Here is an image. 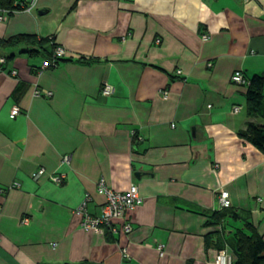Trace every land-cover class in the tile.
Masks as SVG:
<instances>
[{
    "label": "crops",
    "instance_id": "obj_1",
    "mask_svg": "<svg viewBox=\"0 0 264 264\" xmlns=\"http://www.w3.org/2000/svg\"><path fill=\"white\" fill-rule=\"evenodd\" d=\"M18 35L66 54L0 47V264H214L244 219L264 237V154L238 135L264 109L232 81L264 73V0H37L0 20ZM101 180L137 186L132 233L82 228ZM224 190L242 219L209 225Z\"/></svg>",
    "mask_w": 264,
    "mask_h": 264
},
{
    "label": "trees",
    "instance_id": "obj_2",
    "mask_svg": "<svg viewBox=\"0 0 264 264\" xmlns=\"http://www.w3.org/2000/svg\"><path fill=\"white\" fill-rule=\"evenodd\" d=\"M26 0H0V12L5 17H11L13 14L26 11L28 5ZM2 48H21V53L33 55L45 50L50 55H54L57 45L48 38H37L30 35H18L8 40L0 39ZM12 57V56H11ZM63 59H60L62 61ZM59 64V63H58ZM264 109V73L254 76L249 81L247 92V112L250 116H256ZM239 137L252 144L264 154V126L248 124L245 130L239 132ZM241 216L232 208L224 209L219 212H213L210 216L209 225H221L222 222L241 221ZM234 240L231 247L235 259L233 264H264V237L261 235L255 225L248 219L243 220L240 227L232 231ZM219 250H224L228 245L220 244ZM223 245V246H222Z\"/></svg>",
    "mask_w": 264,
    "mask_h": 264
},
{
    "label": "built area",
    "instance_id": "obj_3",
    "mask_svg": "<svg viewBox=\"0 0 264 264\" xmlns=\"http://www.w3.org/2000/svg\"><path fill=\"white\" fill-rule=\"evenodd\" d=\"M28 1V5L26 6V11H32L35 6L37 0H26ZM5 16H1L0 20H4ZM207 39V36H204ZM159 43V42H158ZM65 50L62 47L56 48L53 58L51 61L45 62L42 66V69H47L51 67H56L59 63L60 59L65 57ZM6 59H2L1 63H5ZM12 74L14 76L17 75L16 71H13ZM181 74V71L178 72ZM232 81L235 84L240 86L249 85V81L245 78L242 71H237L234 73L232 77ZM114 93L113 88L110 86H105L103 89V95L109 96ZM37 96H41L42 92H37ZM47 96H51L50 92L44 93ZM43 94V95H44ZM164 97H168V92L163 93ZM239 108L235 109V112H238ZM20 113V108L14 107L11 112V118H15ZM69 157L65 158V161H68ZM45 171L39 170L35 174H33V178L35 180H39L41 177L45 175ZM64 176L54 177L53 181L57 184H61L63 182ZM98 191L106 196V203L102 206L101 216L94 217L90 215L86 209V205L89 199H87L80 208L76 211V214L82 218V228L88 231H100L103 230L104 227L111 228V226L118 222L123 221V231L125 234H130L133 232V226L130 222V214L131 212L142 203V199L139 196L138 188L135 185H132L130 189L125 193H116L111 191L104 180H101L98 184ZM219 210L230 209L232 208V201L230 198V194L228 191H222L218 197ZM112 231L117 234V229L113 228ZM163 244L158 246V251L160 256H164V248ZM122 253L126 259L130 258V255L127 250H122ZM235 259L234 253L230 249L219 250L215 259L214 264H233Z\"/></svg>",
    "mask_w": 264,
    "mask_h": 264
},
{
    "label": "rangeland",
    "instance_id": "obj_4",
    "mask_svg": "<svg viewBox=\"0 0 264 264\" xmlns=\"http://www.w3.org/2000/svg\"><path fill=\"white\" fill-rule=\"evenodd\" d=\"M3 59H5V58H3Z\"/></svg>",
    "mask_w": 264,
    "mask_h": 264
}]
</instances>
